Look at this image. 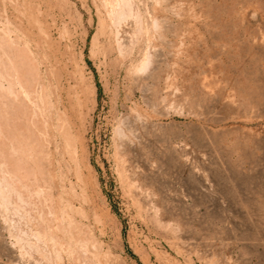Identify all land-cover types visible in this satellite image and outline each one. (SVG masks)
I'll return each mask as SVG.
<instances>
[{
    "label": "rangeland",
    "instance_id": "374dc122",
    "mask_svg": "<svg viewBox=\"0 0 264 264\" xmlns=\"http://www.w3.org/2000/svg\"><path fill=\"white\" fill-rule=\"evenodd\" d=\"M0 83V264H264V0H0Z\"/></svg>",
    "mask_w": 264,
    "mask_h": 264
},
{
    "label": "bare ground",
    "instance_id": "6f19581e",
    "mask_svg": "<svg viewBox=\"0 0 264 264\" xmlns=\"http://www.w3.org/2000/svg\"><path fill=\"white\" fill-rule=\"evenodd\" d=\"M121 2V1H120ZM130 2V1H129ZM121 5V4H120ZM119 7V6H118ZM117 17H118V19H122V18H124V17H127V16H129V15H131V12H130V8H129V3H127V2H125V1H123V4H122V7L118 10L117 9ZM133 15V14H132ZM135 16V15H134ZM127 19V18H126ZM121 21H123V20H121ZM118 22H120V21H118ZM123 22H125V20L123 21ZM141 22V21H140ZM115 23V22H114ZM117 23V22H116ZM145 67V66H144ZM18 82V81H17ZM0 86H1V83H0ZM2 87V86H1ZM5 89V88H4ZM9 89H11L12 90V88H9ZM8 89V92L10 93V91L11 90H9ZM11 94H12V92H11ZM13 96H14V94H13ZM46 100V99H45ZM7 181V180H6ZM4 183H5V181H4ZM18 185V184H17ZM30 189V188H29ZM18 198V197H17ZM6 200V199H5ZM22 201V200H21ZM25 201V200H24ZM19 202V201H18ZM38 235V234H37Z\"/></svg>",
    "mask_w": 264,
    "mask_h": 264
}]
</instances>
